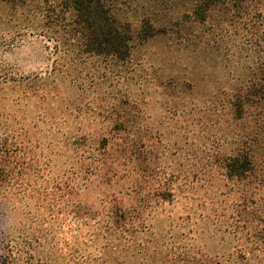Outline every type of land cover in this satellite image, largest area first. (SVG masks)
I'll return each mask as SVG.
<instances>
[{
  "label": "trees",
  "instance_id": "trees-1",
  "mask_svg": "<svg viewBox=\"0 0 264 264\" xmlns=\"http://www.w3.org/2000/svg\"><path fill=\"white\" fill-rule=\"evenodd\" d=\"M37 1L0 5L25 18L36 8L58 25L59 52L70 67L41 78L39 90L27 80L17 85L44 113L49 103L59 108L48 115L53 148L38 168H26L36 169L25 196V206L34 203L28 215L36 226L24 242L8 236V247L15 248L10 264H23L27 251L35 264H264V0H42L44 7ZM88 62L97 66L100 84L109 82L113 90L96 96L70 78L72 91H63L56 79L70 70L81 73L79 63L87 68ZM128 69L142 73L136 91L123 87ZM153 91L164 94L175 112L181 105L199 116L213 144L210 164L241 182L237 216L245 244L235 262L172 236H152L158 202L186 196L217 171L182 167L174 163L175 152L160 150L162 136L147 116L146 95ZM10 147L6 134L0 138L4 207L13 195L3 194L14 172L16 149ZM95 182L100 208L82 197ZM64 221L68 231H78L65 239L66 253L57 238Z\"/></svg>",
  "mask_w": 264,
  "mask_h": 264
},
{
  "label": "rangeland",
  "instance_id": "rangeland-1",
  "mask_svg": "<svg viewBox=\"0 0 264 264\" xmlns=\"http://www.w3.org/2000/svg\"><path fill=\"white\" fill-rule=\"evenodd\" d=\"M37 2L36 0L35 4ZM40 3L42 7L45 6L42 0ZM18 16L14 15L12 7L1 3L0 138L6 134L9 136L13 146L10 148L16 149V157L15 163L12 164L14 172L11 183L9 187L7 184L4 186L3 192L13 195L7 201V207L0 203V264H10L11 259L15 257L13 252L15 248L8 247V236L15 242H24L25 236L32 234L36 226L32 216L28 215L34 203L31 208L25 206L30 205L29 197H25L28 196L26 187L27 191L32 187L28 183L32 184V174L36 173V169L29 172L26 168H38L40 162L44 160V155L50 153L49 148H53L48 115H57L59 108L55 101L45 105L44 113L41 108L34 107V103L38 104L37 98L29 99L21 93L23 89L17 85L27 80L33 90H39L43 87L41 78L49 76L54 71L65 72L70 67L68 58L62 57V53L59 52L61 45H58V41L63 32L58 25L46 22L42 15L37 13L36 8L30 10L27 18ZM79 65L81 73L70 70L69 77L67 72L61 74L66 77L56 79L63 91L66 93L72 91L70 78L74 80L77 78V83L87 87L90 92L95 91L93 94L96 96L107 95L111 89L113 90L109 82L100 84L97 66H94L93 62H88L87 68L83 67L85 64ZM128 72L129 79L122 81L123 87L131 86L136 91L137 84L144 81L140 76L142 73H132L129 69ZM146 103L148 122L158 127L163 139L159 143V148L166 149L169 153L175 152L173 154L175 164L190 169L216 168L217 165L213 164V161L210 164L208 157L213 150L212 140L201 132L199 116L195 112L181 105L175 112L171 101L164 94L160 95L155 91L146 95ZM12 105L21 110L15 112L16 109H13ZM68 115L66 112V116ZM61 163L59 160L58 164ZM216 169V178L211 181L199 179L192 185V189L187 191L186 196L182 192L171 203L158 202L156 217L150 219L152 236L160 240H169L168 238L172 236L179 243L200 247L224 262H235L239 259L241 246L245 244L237 216L241 182L227 180L219 167ZM100 190L96 182L90 183L83 191L82 197L100 208L98 197V194L101 195ZM105 195L106 193L104 197ZM77 232L68 231L67 223L65 221L62 223V230L57 233L60 252H67L65 239H71V235ZM89 247L93 255L100 253L95 245L90 243ZM33 252L36 254V250ZM259 258L262 259V256ZM22 263L35 264L37 257L31 258V251H27L23 254Z\"/></svg>",
  "mask_w": 264,
  "mask_h": 264
}]
</instances>
